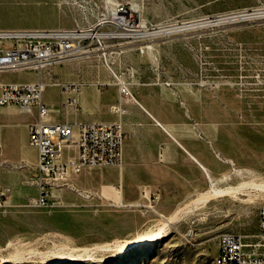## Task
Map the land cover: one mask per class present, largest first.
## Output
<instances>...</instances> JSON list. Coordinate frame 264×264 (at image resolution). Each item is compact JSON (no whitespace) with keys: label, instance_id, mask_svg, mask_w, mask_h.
<instances>
[{"label":"rangeland","instance_id":"374dc122","mask_svg":"<svg viewBox=\"0 0 264 264\" xmlns=\"http://www.w3.org/2000/svg\"><path fill=\"white\" fill-rule=\"evenodd\" d=\"M106 1L127 6L149 34L143 42H122L114 70L167 120L217 128L220 148L235 157L234 180L172 208L170 191L120 192L117 169H88L77 185L90 197L55 190L49 206L37 207L31 199L38 189L23 185L30 172L0 166L8 188L5 196L0 194V264H214L222 234H241L254 242L259 232L264 0H93L98 7L89 20H96ZM79 5V0H0V29L81 27L87 17ZM66 64L74 67L65 70L67 78L101 74L103 87L117 94L118 88L110 86L112 74L98 58ZM46 100L55 101V86L48 88ZM0 112L13 117V123L29 118L18 107ZM13 132L21 139L22 130Z\"/></svg>","mask_w":264,"mask_h":264},{"label":"built area","instance_id":"2783aa9c","mask_svg":"<svg viewBox=\"0 0 264 264\" xmlns=\"http://www.w3.org/2000/svg\"><path fill=\"white\" fill-rule=\"evenodd\" d=\"M79 1L87 17L81 27L0 29V108L18 107L35 118L28 129L29 144L37 150V162H22L12 169L30 172L23 185L38 189V196L31 199V204L37 207L49 206L55 190H70L88 198L91 193L77 185L83 172L97 168L121 170L124 166L126 135L122 122L71 124L49 120L55 114L44 100L50 86L62 88L67 116L80 111L79 94L83 83L58 84L43 78L44 71L70 61L98 58L113 76L114 83L110 85L116 86L126 99H134L130 83L114 70V65L123 54L122 42H143L149 34L122 3L106 1L103 11L92 21L88 17L98 4L93 0ZM19 73H35L38 79L9 81L5 78ZM128 75L134 77L133 70H128ZM113 111L125 112L118 106H114ZM2 128L0 125V166H6ZM63 145H76L77 156L62 161ZM7 192L8 188L0 179V194L5 196ZM259 219L254 242L247 241L241 234L220 236L216 257L221 264H264V205Z\"/></svg>","mask_w":264,"mask_h":264},{"label":"crops","instance_id":"0c3cea01","mask_svg":"<svg viewBox=\"0 0 264 264\" xmlns=\"http://www.w3.org/2000/svg\"><path fill=\"white\" fill-rule=\"evenodd\" d=\"M67 63V62H66ZM56 66L48 73L44 80H52L58 84L83 83L79 94L80 111L77 114L66 115L64 110V93L60 86H55V101L45 102L53 109L54 115L49 119L55 123L69 122L71 124L122 122L126 135L124 150V166L116 172V185L120 192H139L142 188L149 187L156 192L170 191L172 208H180L179 203H189L208 193L214 186L226 181L234 180V155L226 153L220 148L218 129L212 126L196 124L189 125L184 121H170L157 113L146 99L145 94L137 92L134 99H126L113 90L104 88L107 85L104 75L84 74L82 76L66 77L65 70L71 68L68 64ZM34 75L35 73H26ZM9 74L5 78L9 81ZM114 86V85H110ZM167 88L166 85H161ZM159 96L164 95L161 89ZM118 106L125 112H115L113 107ZM4 108V107H3ZM25 121L13 123V117L0 112V125L4 143L3 160L11 168L26 163H36L37 150L29 144L28 125L35 121L31 115ZM15 129L23 131L21 139ZM210 135L208 132H210ZM210 136V137H209ZM20 140V141H19ZM25 152H21V149ZM76 145H63L61 160L66 162L77 156ZM18 173H27L26 169H13ZM166 178L161 181V178ZM170 178V180H168ZM171 185L170 190L164 186ZM133 188H130V187ZM163 187V188H162ZM162 188V189H161Z\"/></svg>","mask_w":264,"mask_h":264},{"label":"bare ground","instance_id":"6f19581e","mask_svg":"<svg viewBox=\"0 0 264 264\" xmlns=\"http://www.w3.org/2000/svg\"><path fill=\"white\" fill-rule=\"evenodd\" d=\"M178 212V211H177ZM180 214V213H179ZM173 217H175V216H173ZM177 218V217H176ZM172 219V218H171ZM214 264H221L220 263V258L219 257H216L215 259H214Z\"/></svg>","mask_w":264,"mask_h":264}]
</instances>
